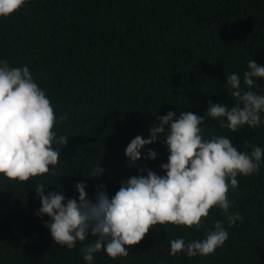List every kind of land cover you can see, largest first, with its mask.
I'll use <instances>...</instances> for the list:
<instances>
[{
	"label": "trees",
	"instance_id": "trees-1",
	"mask_svg": "<svg viewBox=\"0 0 264 264\" xmlns=\"http://www.w3.org/2000/svg\"><path fill=\"white\" fill-rule=\"evenodd\" d=\"M251 59L264 66V0H26L0 17V60L29 67L54 106L57 137L69 138L64 146L53 143L60 157L49 173L27 182L0 174V264H88L82 249L96 237L73 249L56 244L44 224L51 217L35 215L41 201L34 185L78 199L76 184L85 182L94 200L98 185L114 196L122 181L141 175L140 168L143 175L147 169L165 175L160 166L170 153L162 140L146 145L135 165L125 155L133 138L149 137L157 115L191 111L205 117V139L225 135L238 151L264 149V112L258 127L244 125L235 133L206 116L209 101L235 103L228 74H239L248 90L243 73ZM256 81L252 91L264 95V77ZM148 149L157 152L154 160ZM99 164L104 173L90 178ZM237 180L238 188L228 193L230 211L243 219L233 226L214 207L199 230L156 225L128 248L127 257L100 251L92 264H264V162ZM216 220L224 222L229 238L214 253L170 255V240L203 239Z\"/></svg>",
	"mask_w": 264,
	"mask_h": 264
},
{
	"label": "clouds",
	"instance_id": "clouds-1",
	"mask_svg": "<svg viewBox=\"0 0 264 264\" xmlns=\"http://www.w3.org/2000/svg\"><path fill=\"white\" fill-rule=\"evenodd\" d=\"M26 0H0V17L10 16L24 6ZM264 77V66L251 59L241 76L227 75L228 92L235 103L209 101L208 118L215 119L221 129L235 133L247 125L255 129L261 124L264 95L252 91L258 87L256 78ZM67 119L61 115L59 122ZM150 135H137L125 149L130 165L142 158L146 145L162 140L170 155L160 167L165 175L140 168L141 175L122 181L114 196H109L104 185H98L94 200L85 191V182H78L79 198H66L57 191L45 194V184L35 183L34 189L41 201L35 215H48L44 224L50 229L56 244L73 249L77 241L89 235L96 239L82 249L83 258L92 264L97 252L104 251L112 258L127 257L128 248L139 244L156 225L173 224L186 228L203 227L202 218L219 207L229 227L242 215L232 212L229 190L239 186L238 175L257 173L264 162V149L251 146V151H238L228 136L203 137L200 125L205 117L191 111H175L157 115ZM57 116L46 91L34 80L27 65L10 66L0 60V174L20 182L49 173L50 166L58 164L60 151L53 143L66 145L69 138L57 137L54 128ZM163 136V138H161ZM249 148V141H243ZM151 159L157 157L148 149ZM105 169L101 164L89 171L90 178H100ZM66 201V202H65ZM223 221L216 220L213 229H207L203 239L186 243L183 238L170 240V255L185 252L191 258L207 256L216 251L229 238ZM167 230V229H166Z\"/></svg>",
	"mask_w": 264,
	"mask_h": 264
}]
</instances>
